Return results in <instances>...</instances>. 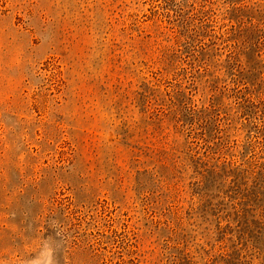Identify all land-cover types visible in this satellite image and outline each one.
I'll return each instance as SVG.
<instances>
[{
	"label": "rangeland",
	"instance_id": "1",
	"mask_svg": "<svg viewBox=\"0 0 264 264\" xmlns=\"http://www.w3.org/2000/svg\"><path fill=\"white\" fill-rule=\"evenodd\" d=\"M0 264H264V0H0Z\"/></svg>",
	"mask_w": 264,
	"mask_h": 264
}]
</instances>
